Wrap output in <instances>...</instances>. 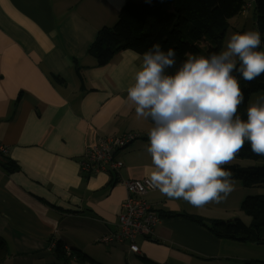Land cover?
Listing matches in <instances>:
<instances>
[{
  "label": "crops",
  "instance_id": "crops-1",
  "mask_svg": "<svg viewBox=\"0 0 264 264\" xmlns=\"http://www.w3.org/2000/svg\"><path fill=\"white\" fill-rule=\"evenodd\" d=\"M126 1L0 0V143L16 166L6 170L0 156V236L10 252L2 264L264 261V244L221 239L183 217L161 218L153 235L138 237V253L128 243L101 241L116 229L127 197L120 181L147 178L152 169L146 149L153 124L138 117L127 99L143 53L124 49L99 65L88 52L102 28L116 25ZM238 15L229 21L236 19L246 31L245 18ZM92 128L107 137L128 132L141 136L116 152L123 167L113 176L83 172L80 161ZM241 162L235 157L228 166ZM231 179L234 190L221 203L194 207L157 189L147 199L159 215L186 212L250 224L252 218L241 205L260 190ZM52 242H62L76 258L68 254L70 261L63 262ZM76 252L89 258L82 262Z\"/></svg>",
  "mask_w": 264,
  "mask_h": 264
},
{
  "label": "clouds",
  "instance_id": "clouds-1",
  "mask_svg": "<svg viewBox=\"0 0 264 264\" xmlns=\"http://www.w3.org/2000/svg\"><path fill=\"white\" fill-rule=\"evenodd\" d=\"M258 30L233 33L226 48L208 56L186 54L175 71V52L159 44L143 53L127 99L136 115L150 119L147 152L149 187L194 207L221 203L234 190L227 167L250 144L264 155V103H251L238 115L244 93L238 78L251 82L264 74ZM239 65V67L237 66Z\"/></svg>",
  "mask_w": 264,
  "mask_h": 264
},
{
  "label": "trees",
  "instance_id": "trees-1",
  "mask_svg": "<svg viewBox=\"0 0 264 264\" xmlns=\"http://www.w3.org/2000/svg\"><path fill=\"white\" fill-rule=\"evenodd\" d=\"M254 1L257 29L261 34V40L264 41V0ZM248 2L250 1L127 0L120 10L116 25L102 28L88 52L97 59L99 65H106L124 49L145 53L152 49L153 45L159 44L164 52L168 49L174 50L175 64L165 70L167 74H174L187 59L186 54L208 56L221 51L229 20L241 13ZM203 42L205 46H202ZM233 75L238 78L244 93V103L239 105L238 115L246 119V109L252 94L264 91V74L251 82L243 80L239 72H234ZM0 156L6 170L14 171L16 166L8 156L2 154ZM236 157L261 160L263 164L246 168L236 165L227 166L233 173L232 178L240 180L245 187L264 188V155L253 153L250 144L246 142ZM110 175L113 176L112 171ZM241 210L251 216L250 224L245 223L241 218L224 221L186 212L166 211L160 212V215L163 218L183 217L201 224L221 239L264 244V193L246 196ZM9 254L6 241L0 236V264L8 259ZM55 254L63 262L70 261L62 242L57 243ZM76 254L82 262L89 258L81 252ZM147 262L159 264L151 260ZM243 263L264 264V261L249 259Z\"/></svg>",
  "mask_w": 264,
  "mask_h": 264
},
{
  "label": "built area",
  "instance_id": "built-area-1",
  "mask_svg": "<svg viewBox=\"0 0 264 264\" xmlns=\"http://www.w3.org/2000/svg\"><path fill=\"white\" fill-rule=\"evenodd\" d=\"M251 7L248 2L244 5V10ZM264 46V41L261 40L260 47ZM93 137L96 143L92 147L88 145L83 161L84 167L90 171L117 172L118 166L123 167V162L117 159L113 151L125 148L136 139L140 138V134L136 132H128L121 136L107 137L101 135L99 132H93ZM8 149L0 143V154L6 155ZM97 157H102L105 160H100ZM128 195L123 203V209L119 214L117 228L102 237L101 241L104 243L114 244L129 242V250L131 252H138L139 246L137 238L141 235L150 236L154 234L157 226L156 215L158 212L153 208L152 204L144 198L147 193L155 190L149 187L147 178L132 179L124 181ZM152 206V207H151ZM56 247V243L51 244V248ZM66 250V248H65Z\"/></svg>",
  "mask_w": 264,
  "mask_h": 264
},
{
  "label": "rangeland",
  "instance_id": "rangeland-1",
  "mask_svg": "<svg viewBox=\"0 0 264 264\" xmlns=\"http://www.w3.org/2000/svg\"><path fill=\"white\" fill-rule=\"evenodd\" d=\"M250 1V3H251V7L250 8H248V9H246V10H243L242 12H241V14H243V17L245 18L244 19V22H245V24H246V31H248V30H258L257 29V24H256V16H255V14H256V9H255V1L254 0H249ZM238 17H241L240 15H238ZM238 32H244V29H243V25H239V24H237L236 23V19H233V20H231V21H229V26H228V29L226 30V33H225V37H224V40H223V44H222V48H221V50H223V49H225L226 48V45H227V43H228V40H229V38L231 37V35L233 34V33H238ZM258 50H261V51H264V46H262V48H260V49H258ZM251 103H264V91H259V92H255V93H253L252 94V96H251V98H250V100H249V103H248V105L249 104H251ZM95 131H97L95 128H92L90 131H88V133H87V137H86V144H87V147H88V145L89 146H91L92 147V145H93V143H96V140H95V138L93 137V132H95ZM98 132V131H97ZM87 147H86V149H87ZM118 151V149L117 150H115V151H113V154H114V156H115V154H116V152ZM84 156H85V154H84ZM97 158H99L100 160H105L104 158H102V157H97ZM83 159L84 158H82L81 159V161L80 162H82L83 161ZM243 160V159H242ZM248 161H250L251 162V164H248L247 162ZM263 164V162L261 161V160H252V159H244V162H241L240 163V165H239V167H251V166H261ZM81 166L82 167H84L83 166V164L81 163ZM118 171H120L122 168L120 167V166H118ZM85 174H88V175H92V174H95V173H97V171H96V169H92L91 171L88 169V168H85L84 169V171H83ZM135 179H137V178H135ZM140 179H144V178H140ZM127 180H132V179H125V180H122V181H120L121 183L123 182L124 183V181H127ZM118 181V180H117ZM125 185V184H124ZM252 188V187H251ZM254 188H256V189H258L259 188V190H260V192H258V193H264V188L263 187H261V186H256V187H254ZM127 190V189H126ZM156 190V189H155ZM155 190H153V191H155ZM153 191H151V192H153ZM150 193V192H149ZM149 193H147V195H145L144 196V198H146L147 199V196H148V194ZM127 195H128V190H127ZM249 195H251V194H249ZM148 200V199H147ZM151 204V203H150ZM153 206V205H152ZM151 206V207H152ZM154 208V207H153ZM155 209V208H154ZM156 210V209H155ZM157 212H158V210H156ZM118 218H119V215H118ZM161 218H163L161 215H159V212H158V214L156 215V222L157 223H159L160 221H161ZM232 219H235V218H232ZM118 223V222H117ZM116 228H117V225H116ZM138 239V238H137ZM137 241V240H136ZM52 243H56V242H52ZM51 243V244H52ZM104 243V242H103ZM102 243V244H103ZM122 243H128L129 244V242H122ZM57 244V243H56ZM107 244H109V243H104V245H107ZM129 246H130V244H129ZM134 253H138V252H134ZM126 264H127V260H126Z\"/></svg>",
  "mask_w": 264,
  "mask_h": 264
},
{
  "label": "bare ground",
  "instance_id": "bare-ground-1",
  "mask_svg": "<svg viewBox=\"0 0 264 264\" xmlns=\"http://www.w3.org/2000/svg\"><path fill=\"white\" fill-rule=\"evenodd\" d=\"M139 246V245H138ZM140 251V247H139V249H138V252ZM66 253H67V255L68 254H70V256L71 257H74V258H76V255L75 254H72V253H70V250H69V248L66 246Z\"/></svg>",
  "mask_w": 264,
  "mask_h": 264
}]
</instances>
